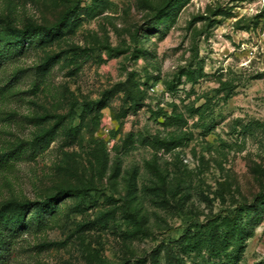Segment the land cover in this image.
<instances>
[{
	"label": "rangeland",
	"instance_id": "1",
	"mask_svg": "<svg viewBox=\"0 0 264 264\" xmlns=\"http://www.w3.org/2000/svg\"><path fill=\"white\" fill-rule=\"evenodd\" d=\"M68 12L3 74L0 153L54 132L0 171V205L86 191L33 210L6 264H226L201 227L246 206L233 264H264V0H0V28Z\"/></svg>",
	"mask_w": 264,
	"mask_h": 264
},
{
	"label": "trees",
	"instance_id": "2",
	"mask_svg": "<svg viewBox=\"0 0 264 264\" xmlns=\"http://www.w3.org/2000/svg\"><path fill=\"white\" fill-rule=\"evenodd\" d=\"M70 12L65 13L61 19L52 25L45 28L41 26H34L27 24L23 28H13L7 24L0 28V99H2L11 89V80H5L3 74L6 66L16 61L22 56L26 49L25 46L30 44L31 36L40 34L43 31L54 33L58 31L62 25H66L68 15ZM48 60L45 62L47 64ZM170 87L167 85V91ZM230 91V90H228ZM229 94V93H227ZM229 97L228 95L226 96ZM133 102V101H132ZM156 117H162L166 123L172 119L181 121V116L176 115L175 111L168 114L162 108L157 109ZM205 105H201L191 111V116H197L198 119L202 118L205 113ZM56 123H59L64 117L59 115L53 116ZM53 127L40 131L35 140L37 144H42L45 140H49V136L53 134ZM76 134L77 130H71ZM152 144H160L168 146L167 140L153 139ZM173 142V141H172ZM34 143H18L13 148L0 153V171L9 172L13 169L14 164L22 159L33 160L35 151L37 150ZM86 189L84 187L68 186L66 188L58 189L54 194L43 198L40 201H7L0 205V264H6V256L9 252V246L18 238L22 231L28 227L29 221L34 220L37 216L35 212L40 207L41 209L49 208L56 204V202L65 196L84 195ZM259 204H264V194L257 196ZM247 207V206H246ZM246 207H243L247 209ZM237 207L232 211L226 212L223 216L209 221L206 225L202 226L203 239L200 244V250L204 251V255L208 261L211 260H224L226 264H233L235 254L242 241V214L245 209ZM166 264H175L173 259H176L168 247L164 248ZM202 258H204L202 256Z\"/></svg>",
	"mask_w": 264,
	"mask_h": 264
},
{
	"label": "built area",
	"instance_id": "3",
	"mask_svg": "<svg viewBox=\"0 0 264 264\" xmlns=\"http://www.w3.org/2000/svg\"><path fill=\"white\" fill-rule=\"evenodd\" d=\"M263 23H264V19H263Z\"/></svg>",
	"mask_w": 264,
	"mask_h": 264
}]
</instances>
